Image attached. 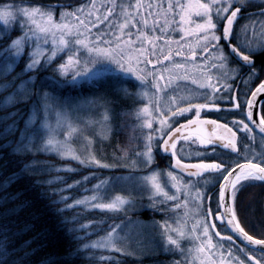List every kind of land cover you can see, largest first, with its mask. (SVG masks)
Instances as JSON below:
<instances>
[{
	"label": "snow or ice",
	"instance_id": "1",
	"mask_svg": "<svg viewBox=\"0 0 264 264\" xmlns=\"http://www.w3.org/2000/svg\"><path fill=\"white\" fill-rule=\"evenodd\" d=\"M257 0H103L99 5L97 0H89L87 4H82L73 11L63 10L59 13V19L56 18L55 9L57 7L64 9V5H15L9 4L0 8V40L11 35L10 25L14 26L17 17H21L20 31L21 35L11 39L8 45L0 51V60L8 61L6 68L0 66V79L11 75L15 68L19 66L24 58L26 47L28 49L27 62L24 69L11 81L0 83V93L13 89L8 96L0 99V111L13 107L17 103L26 102L32 95L36 87V77L31 76L30 72L37 70L43 65H51L57 58L67 59L58 65L55 71L61 79L55 76L46 77L41 82V87H47L51 91H45L41 98L39 109L33 105L28 120L25 121L23 130L18 128L17 123L7 124L6 121L12 120L16 113H9L8 116L0 117V140L6 139L10 135L20 132L18 141H9L7 147H10L11 155L25 156L35 155L36 153L54 154L60 159L76 161L82 166H96L100 168H114L118 165L102 162L91 152L86 155H80L73 147L74 136L82 132V129L74 124L71 118L72 111H78L84 107H96L103 109L99 114V119H89V125L95 124L99 127V134L107 138L111 132V109L107 102L100 103L99 100L83 101L80 104L72 105L66 98L60 97L59 90L71 86L78 87L82 84H89L93 87H99L108 83L112 78L113 83L118 85L124 79L134 77L139 82V90L135 93L137 100L142 102L143 106L135 109L133 118L136 126L141 133L144 141V150L136 152V158L130 163H123L119 166L139 168L142 164L145 168H150L154 163L153 143H157L165 153L171 152L175 160L174 168L186 173L189 178H201L205 173H219L223 183L219 185L218 201L216 213L211 208V197H207L209 206L206 213L203 208L204 194L197 187L198 180L191 179L184 182L182 177L175 175L172 171L167 172V177L171 187L175 189L174 194H169L165 186L161 183L159 171H152L148 175L138 178L142 186L150 190L149 199L153 205L165 204L168 201H180L176 203V208L185 209L184 218L175 222V226L167 221L160 224L163 229L161 233L165 250H175L182 256L181 261L175 264H264V239H256L241 226L236 213V202L239 195L251 185L252 182H264V157L262 162H254L253 159H247L246 162L235 163L227 160L220 162L205 163H182L177 158V139L188 141L195 135L200 145H214L217 141H226L222 143L225 149H231L237 152L236 133L227 124H218L215 120H201L200 112L202 109L214 106V96L208 97L207 103H195V97L179 96L170 97L167 104H161L160 93L166 91L172 80L178 78L177 70L184 69L183 63L173 61V50L170 47L175 43L178 49L175 56L183 55L182 49L189 47L191 57L194 59L196 52L191 45H180L179 41L167 39L164 35H156L167 32L172 26L178 29L183 36H196V45L207 53L206 60H210L211 68L221 71V78L224 80L235 79L240 75L239 68H229L230 58L235 57L241 62L243 67L250 69L248 79L244 80L248 84L252 79L258 78V72L254 65L253 56L264 53V36L259 39L250 40L247 37L248 25L241 28L244 34L243 39L240 34L234 31V24L239 19L242 8L247 3H256ZM264 3V0H259ZM103 10V11H102ZM260 16H264V10L260 11ZM179 18L178 20L176 18ZM161 20L163 24L161 25ZM101 28V25H105ZM93 29L96 31L93 32ZM255 31V29H253ZM149 33H152L151 35ZM219 33V34H217ZM164 40L167 50L160 47L157 41ZM149 57H155V62ZM169 61L171 66H166L163 72L153 71L147 66L152 65L153 69L157 64H163ZM207 68L208 66L205 65ZM163 73H168L167 78ZM207 85L201 83L200 87L207 86L213 92H219L220 89L211 83L212 77L206 72L202 73ZM71 77L68 79V77ZM149 78L151 82L149 83ZM187 78V77H185ZM19 81V83H17ZM160 81H166L164 87ZM193 83H196L193 80ZM226 91L231 90L228 84L223 85ZM154 89L155 91H152ZM125 97L129 95L126 87H119ZM264 93V81L256 87L251 93L252 99L245 101L247 106L246 117L248 121H253V106L258 94ZM103 99V98H100ZM181 103H186L187 107H180ZM240 108V104L235 105ZM195 109L196 119H189L187 124L173 128L172 119L177 116H183L185 113ZM42 112L43 118L39 129L33 126L36 117ZM55 115V125L50 120V115ZM154 123L159 127L154 128ZM242 125L241 131L251 133L253 129L244 121L234 122ZM204 125H211L212 130L206 131ZM195 126V133L184 135L183 130ZM256 127L259 133L264 134V118L259 120ZM147 129V132L144 130ZM64 131V138H59V133ZM179 134V135H178ZM87 139V137H85ZM39 141V143H37ZM15 143V147H12ZM92 141L88 140L91 145ZM215 153L213 148L212 154ZM201 155V153H197ZM116 159L124 161L127 159V152L124 156ZM34 163H24L20 171L9 176L3 183H0V192L5 193L0 196V206L18 200L21 193H8L7 189L28 174L29 169L34 167ZM57 172H71L75 169L70 167L54 168ZM85 180L88 178L85 177ZM118 180L132 179V177H119ZM54 181L48 180L44 183L51 185ZM39 183V182H38ZM80 183L79 181L76 182ZM106 182L95 185L94 190L99 191ZM208 181H205L207 184ZM69 189L73 185L67 186ZM193 189L195 192L193 194ZM65 189H61L62 193ZM162 198L157 200V198ZM70 198L61 195L57 203L66 204L61 208V213L74 208L84 206L86 209H99L119 213L125 210V206L132 203L130 197L116 195L109 202H99L98 196L85 197L75 200L73 203H67ZM191 204V207L189 205ZM24 205H18L22 208ZM220 209L224 212L220 214ZM16 208L10 209L9 214H14ZM203 214V215H202ZM221 222L225 228H230L236 233L243 242H246L245 248H239L246 260L240 256L234 255L231 248L225 250L222 243H214L210 234V228L216 229L215 223L209 224L206 217H213ZM188 218L194 222L188 227ZM91 224L82 225L87 229ZM122 225H112L106 235L91 242L85 243L82 247H77L71 257L75 258L81 252L89 250H105L109 252L123 253L120 247L121 241L126 239L120 231ZM175 234L173 236L172 234ZM91 233H89L90 235ZM215 236L220 241L233 240L231 235H222L220 230L215 231ZM77 240L84 237H76ZM182 241L190 242L191 246L185 249ZM33 241H28L22 247H28ZM255 246V247H249ZM247 249V250H246ZM9 244V236L6 229H0V256H8L14 252ZM25 253L23 259L34 254ZM131 254V253H128ZM91 259V257H85ZM111 261L112 257H102ZM0 264H4L0 259ZM43 264H56V258L49 256ZM118 264V262H117Z\"/></svg>",
	"mask_w": 264,
	"mask_h": 264
},
{
	"label": "rangeland",
	"instance_id": "2",
	"mask_svg": "<svg viewBox=\"0 0 264 264\" xmlns=\"http://www.w3.org/2000/svg\"><path fill=\"white\" fill-rule=\"evenodd\" d=\"M89 0H80L79 4L77 6L70 7L68 9H59V11L56 12V18L59 19V13L63 10L67 11H73L75 8L79 7L82 4H87ZM103 0H97V4L99 5ZM127 2V0H125ZM145 3L148 2V0H144ZM153 3H156V0H152ZM167 0H165V7H166ZM9 4H15V5H24V4H30L35 5L30 2L25 1H17V2H9L5 4H0V8L5 7ZM256 8V10H254ZM259 8V9H258ZM248 9L252 10L248 13ZM243 11L247 10L246 12H243L244 16L242 17L244 20H242L240 23V26H244L247 24L248 32L247 37L250 40L259 39L262 36H264V16H260V11L264 10V3L259 2L257 0L256 3H247L245 7L242 8ZM103 11V10H102ZM253 12V13H252ZM252 13V15H251ZM21 17H17V20L15 22V25H10V28L13 30H17L18 36L21 35L20 31V23H21ZM179 19L178 17L176 18ZM163 24V20H161V25ZM105 25H101V28H105ZM0 28H3V25H0ZM255 29V31H253ZM96 30L93 29V32ZM150 35L152 33H149ZM156 35H166L165 33H160L159 30L155 33ZM242 39L244 34H240ZM16 36L15 38H17ZM14 39V38H13ZM158 46L164 47L166 50V45L164 43V40L157 41ZM8 45V44H7ZM6 47V46H5ZM4 49V48H3ZM3 49L1 51H3ZM27 56H28V49L26 47L25 50V64L27 62ZM153 59L155 62V57H149ZM67 59L66 55L61 59L57 58L51 65L44 66L43 61L41 62V66L39 68H46L49 66H52L55 69L58 67L60 63H63ZM169 61H164L163 64H157L155 68L153 69L152 65H148L147 67L149 69H152L153 71L157 72H163V69L168 65ZM175 62V61H174ZM8 61L6 60H0V66H3L6 68ZM177 63V62H175ZM25 64L22 68V70L25 67ZM184 69L177 70L176 76L178 78H175L172 80L171 84L167 87L166 91L161 92V104L165 105L168 103L170 97H179V96H192L196 99L194 100L195 103H198L197 101L201 102L203 99V94L206 97V101L208 102V97H212L213 94L211 91H208V87H200L201 83H205V81L201 80L202 73L207 74H215L218 78L221 76V71L218 69L209 67H205V64H184ZM21 70V71H22ZM21 71L17 72L13 77H16ZM53 71V72H54ZM56 72V71H55ZM57 73V72H56ZM165 77L167 78L168 73H163ZM34 75V71L30 72L28 76L23 77V79H28L29 77ZM57 79H61L59 74L57 73ZM187 77V78H185ZM201 77V78H200ZM71 77L69 76L68 79ZM252 79L251 81L256 80ZM193 80L196 81V83H193ZM151 82V78H149V83ZM166 81H160V84L162 87H164ZM220 82V81H219ZM19 83V81H17ZM218 83V81H217ZM88 84H82L78 87L85 86ZM139 82L135 81L134 77H130L127 79H124L121 83L118 85H115L113 83L112 78H109L108 83L102 84L99 93L88 95L84 97H78L76 99H69L66 98L67 101L72 104H80L83 101H94L99 100L100 103H111V97L117 98L119 95V100L130 103V101L133 102L134 108H132L131 112L128 114V119H131L132 122H134V125L136 126V121L133 118V112L135 109H138L143 106L142 102L136 99L135 93L139 90ZM71 87V86H67ZM113 87L115 91L114 93H111L112 96H106L108 94V88ZM119 87H126L128 89L129 95L125 97L120 91H118ZM205 89L207 92L199 93V91L196 89ZM152 91H155L154 89H151ZM13 91V89H9L8 93H5V96H8L9 93ZM35 91L33 90V96ZM44 93V92H43ZM43 93H35V99L33 103L30 106V109L27 113L26 118L22 121V127L20 130L24 129L25 121L28 120V117L30 115V111L35 105L37 109L41 106V96ZM117 96V97H116ZM103 98V99H100ZM117 98V99H118ZM64 99V98H62ZM215 102V101H214ZM183 104V105H182ZM131 106V105H130ZM180 107H187L186 103H181L179 105ZM108 107L111 109L109 115L111 117V132L107 134V138H104L102 135L99 134V127L98 125L91 124L89 125L87 121L89 119L96 120L99 119L100 112L103 111L101 108L96 107H84L81 108L78 111H72L71 112V118L74 122V124L78 125L82 132L77 133L72 141L73 147L76 148L77 152L80 155H86L87 152L91 151L97 159H100L102 162L109 163V164H116L117 167L114 168H100L96 166H82L76 161L67 160V159H60L58 156L54 154H43V153H36L39 155L47 156V157H53L58 162H63V164L54 163L45 159H39L35 160V164H40L42 166V171L44 173L50 174V179L54 181L50 186H53V190L55 191L57 195L58 201L61 198V195L68 196L70 199L67 201V203H73L75 200L78 199H84L85 197H92V196H98L100 198L99 202L107 203L109 202L114 196L116 195H122L126 197H130L132 200V203L125 206V210L121 211L119 213H112L109 211H101L99 209H86L84 206H80L77 208H74L72 210H68V212H72L76 214L73 216L74 218H80L83 217V214L87 213H93V214H101V220L98 222H85L83 225L91 224V229L82 228V225L79 227L80 230H83V233L80 234V237L90 236V239L86 241V243H91L103 236L106 235L107 231L109 230L110 226L112 225H122L123 230L120 231V234L122 236H126V239L121 241L120 247L124 250L123 253H116V252H109L105 250H89L88 254L96 253L99 256L102 257H112L111 261L108 259H102V264H123L122 261L126 259L134 260L138 264H175L176 261H181L183 258L179 252H176L175 250H165L164 242L162 240L161 233L163 232V229L160 227V224L167 221L169 224H172L175 226V222L178 220H181L184 218L185 209L183 207L176 208L175 204L182 202L184 197L183 195L180 196V201H168L166 204V209L163 208L161 210H158L160 205L165 204H155L153 205V201L149 199L150 196V190L144 186L141 185L138 178L141 176L148 175L150 172L156 170L160 172V181L165 186V190L169 191V194H174L175 189L171 187V184L169 182V179L167 177V172L172 171L175 175L182 177L184 182H188L189 179H186L185 177L179 175L178 173L174 172L171 168L172 161L170 159H166L165 156L161 155L160 153V146L157 143H153V155H154V163L151 165L150 168H145L142 164L137 169H133L131 167H122L119 166L123 163H130L132 159H135L136 156L128 157L126 160L121 161L116 159L113 155H110L105 149H107V144L111 140L112 136L115 134L114 128H115V122H114V115L113 110L114 106L108 104ZM131 109V108H130ZM127 115V114H126ZM185 115V114H184ZM43 118L42 112H39L36 117L35 125L33 126L35 129L40 128V124ZM127 119V117H126ZM50 120L53 125H55V115L54 113L50 115ZM175 121L172 120V123ZM174 125V124H173ZM159 127L158 123H154V128ZM148 130L145 129L144 132H147ZM20 132L17 137V141L19 139ZM137 135L139 136L137 140H139L140 143L143 142V147L140 149V151L144 150V141L141 137V133L138 130ZM87 137V139H85ZM59 138H64V131H61L59 133ZM135 139V138H133ZM88 140H91V145L88 144ZM39 143V141H37ZM128 144V143H127ZM126 144V145H127ZM262 142L260 140L255 141L256 146H260ZM97 148L103 149V152L100 153V155L103 157L100 158V155H98ZM177 151V158H180L183 161L188 162H205V163H213V162H219L220 160H224L223 157L219 154L217 150H215V153L212 154L213 149L207 148L206 146L200 145L199 141L196 139H190L188 141L182 142L176 149ZM201 153V155H197V153ZM257 153V151H256ZM255 154L254 148H249L245 152V158L250 159ZM68 163V164H67ZM62 167H70L75 169V171L71 172H57L54 171V168H62ZM118 172V173H117ZM76 174L77 177L72 178L70 174ZM87 177L88 179L85 180L84 178ZM119 177H132V179H124V180H118ZM47 180V181H48ZM193 181L198 180L197 187L199 190L204 194L205 199L203 200V208L204 212L206 213L205 204L207 203V195L211 188H214L217 186V184L222 183V177L219 173H205L203 177L192 179ZM79 181L80 183H76ZM101 181L106 182L104 185L101 186L99 191L94 190V186L101 184ZM205 181H208L207 184H205ZM68 185H73L70 189L67 187ZM61 189H65L62 193L60 192ZM195 192V189H193V194ZM162 198H157V200ZM62 208L66 207V204L61 203ZM170 206H169V205ZM191 207V204L189 205ZM157 209L156 214L152 216V212ZM203 215V214H202ZM81 216V217H80ZM156 216V218L154 217ZM165 216V217H163ZM209 224L210 222L209 217H206ZM194 221L191 218H188V227L190 228L192 223ZM97 225L95 227L94 225ZM218 224V225H217ZM217 226L221 225L220 221L217 220L216 223ZM92 228H96L98 232H100L98 235H94L92 232ZM89 233H91L89 235ZM221 233H224L221 229ZM210 234L213 237L214 243H222L224 245V249L227 250L231 248L232 245L226 241H219L217 239H214L215 236L212 234L211 228H210ZM175 236V234H172ZM225 242V243H224ZM182 246L187 249L191 246L190 242L188 241H182ZM233 251V250H232ZM131 253V254H128ZM159 254L161 255H170L168 263L164 261H154V258H156ZM234 255L240 256L241 259L246 260V258H243L238 252H233ZM143 261H145L143 263ZM246 264H249L246 260Z\"/></svg>",
	"mask_w": 264,
	"mask_h": 264
},
{
	"label": "trees",
	"instance_id": "3",
	"mask_svg": "<svg viewBox=\"0 0 264 264\" xmlns=\"http://www.w3.org/2000/svg\"><path fill=\"white\" fill-rule=\"evenodd\" d=\"M22 0H0V4L9 2H17ZM35 5L49 6V5H64V9H68L73 6H77L80 0H23ZM59 7L55 11H59ZM19 34L17 30L11 32L10 38L13 39ZM9 37H5L0 40V51L7 46L10 41ZM264 53H261L259 59L262 60ZM25 64V57L20 61L19 66L15 68V71L8 75L6 78L0 79V83H6L12 80V77L22 70ZM52 66L46 68H38L34 71L36 77L35 93H43L45 91H51L47 87H41V82L46 77L55 76L57 73ZM101 86L93 87L91 85H85L81 87H65L59 90L61 98L76 99L78 97H84L99 93ZM9 91V90H8ZM5 91L0 93V99L5 97ZM108 94L106 96H112L115 89L113 87L108 88ZM32 95L26 102L15 104L13 107H9L0 111V117L8 116L9 113H16L12 120L6 121L7 124L13 123V120L17 123L18 128L21 129L22 121L26 118L31 104L35 99ZM117 97V96H116ZM120 97V95L118 96ZM117 97V98H118ZM111 97V103H108L112 107L114 106L113 115L115 117V134L107 144V151L115 158L124 156L127 152V158L136 156V152L140 151L143 147V142L140 143L137 138L138 129H135L134 122L128 119V114L131 112L133 102L125 103L119 98ZM131 105V106H130ZM131 108V109H130ZM127 114V115H126ZM261 115L264 118V104L261 106ZM127 117V119H126ZM19 131L15 135H10L6 139L0 140V183H3L9 176L20 171L24 163H32L35 160L45 159L58 164L53 157H47L39 154H29L25 156L11 155V148L7 147L9 141H17ZM135 138V139H133ZM128 143V144H127ZM127 144V145H126ZM12 147H15L13 143ZM98 155L103 152V149L97 148ZM100 158L103 157L100 155ZM68 164V163H67ZM118 173V172H117ZM72 178L77 177L76 174H70ZM51 175L42 171V166L38 163H34V167L29 169L28 174L23 175L15 183H13L8 189V193H21L18 200L11 203L0 206V229H6L9 236V244L12 249H15L11 255L0 256L4 264H43L45 259L49 256L56 258V264H102V256L96 253L88 254L89 252H81L75 258L71 257V253L77 248L82 247L83 244L90 239V236H85L84 239L77 240L76 237H80L83 230H80V226L87 222H98L101 220V214L87 213L83 214V217L74 218L76 214L65 211L61 213L59 210L62 208L61 203H57V195L53 190V186L46 183L50 179ZM39 182V183H38ZM216 188H211L207 197H211V202L216 200ZM5 193L0 192V196ZM18 205H24L22 208H18ZM169 205V204H168ZM170 206V205H169ZM209 201L205 204L207 210ZM16 208L14 214H9V210ZM165 208V205H160L158 210ZM212 208V207H211ZM167 210V209H166ZM157 209L152 212L156 214ZM156 218V216H154ZM165 217V216H163ZM94 225V224H93ZM97 227V225H94ZM218 228V227H217ZM216 228V230H217ZM91 229V228H89ZM94 235H98L100 232L96 228H92ZM28 241H33L30 246L22 247ZM241 246V245H240ZM242 247V246H241ZM243 248V247H242ZM26 259H23L25 253H32ZM247 250V249H246ZM85 257H91L87 259ZM170 255L159 254L154 261H169ZM145 261H143L144 263ZM123 264H138L134 260L126 259L122 261Z\"/></svg>",
	"mask_w": 264,
	"mask_h": 264
},
{
	"label": "flooded vegetation",
	"instance_id": "4",
	"mask_svg": "<svg viewBox=\"0 0 264 264\" xmlns=\"http://www.w3.org/2000/svg\"><path fill=\"white\" fill-rule=\"evenodd\" d=\"M259 9V8H258ZM256 10V8L254 9ZM239 14V19L234 24V31L237 34H241V26L240 22L244 20L242 17L244 16L243 12ZM252 11L248 9V13ZM253 13V12H252ZM251 13V15H252ZM175 26H172L167 32L165 37L167 39H171L172 41H179L180 45H191L192 49L195 50L197 53L195 58L193 59L191 57V51L189 47H184L182 49L183 55L181 56H175V51L178 49V45L173 43L170 45V47L173 50V61L177 63H183V64H205L209 67L211 66V63H213L210 60H206L205 57L207 56V53H204L200 47L196 45V36H185L183 40H181V36H183V33H181L178 29L174 30ZM219 34V33H217ZM168 46L166 45V50ZM259 55H255L252 57L254 60L255 68L258 72V78L254 81H249L248 84H245L243 81L248 79V73L250 71L249 68L243 67L241 63H239L235 57L230 58L229 61V68H239L240 69V75L235 79L230 80H224L221 78H218L215 74L211 73L208 74L212 77L211 83L214 84L217 88L220 89L219 92H213L211 88H208V91H211L214 98V106L202 109L200 112V119L201 120H215L218 124H227L228 127L232 128V130L236 133V143H237V152H232L229 149L223 148L220 144L215 143L214 145H208L207 148H215L223 157L224 160H227L229 162L235 163H245V152L249 148L255 149V154L252 158L254 162L260 163L262 162V157H264V138L256 134L254 131L251 133H247L246 131H241L242 125L234 122L238 121H244V123H248L247 117H246V104L245 101L248 100L250 94L252 91L261 83V81H264V57L259 59ZM168 65H171L170 62H168ZM201 80L205 81L207 84L208 82L205 80L204 75L202 74ZM218 81V83H217ZM220 81V82H219ZM224 84H228L231 86L230 91H226L223 87ZM199 93L207 92L205 89H198L196 88ZM203 99L201 102L197 101L198 103H207L206 97L203 94ZM240 104L241 107L237 108L235 105ZM264 104V103H263ZM262 104V105H263ZM183 105V104H182ZM261 105V106H262ZM261 110V107H260ZM262 116V115H261ZM263 118V117H261ZM175 121L172 123L173 128L178 127L182 124H187L189 119H196L195 116V109H192V111L185 113L183 116H177L174 117L172 120ZM212 130V128H211ZM192 139H196V136L193 135ZM197 140V139H196ZM260 140L262 144L260 146L255 145V141ZM198 141V140H197ZM185 142L183 139L177 140V147L182 143ZM226 142V141H221ZM257 151V153H256ZM166 159H170L172 162L174 161L173 157L170 154L165 156ZM183 161V160H182ZM221 161V160H220ZM219 161V162H220ZM186 163H197V162H188L183 161ZM217 162V161H216ZM172 164V163H171ZM180 174V173H178ZM196 179V178H192ZM223 181V179H222ZM219 183L216 188V200L211 202V207L213 210V213H216L217 210V201H218V192H219ZM236 213L237 218L240 221L241 226L245 229L246 232H248L249 235H252L256 239H264V182H252L250 186H248L238 197L236 202ZM210 222L217 223V220L213 217H209ZM211 223V224H212ZM221 223V222H220ZM218 225V224H217ZM217 230L221 229L224 233H221L222 235H229L224 225L217 226ZM216 229H211L212 234L215 236ZM214 239H217L220 241V238L215 236ZM223 242V241H222ZM232 245L233 252H238L243 258H246L243 253L239 252L238 249L242 248L236 241L232 240L231 242L226 241ZM225 243V242H224ZM250 264V262H248Z\"/></svg>",
	"mask_w": 264,
	"mask_h": 264
},
{
	"label": "water",
	"instance_id": "5",
	"mask_svg": "<svg viewBox=\"0 0 264 264\" xmlns=\"http://www.w3.org/2000/svg\"><path fill=\"white\" fill-rule=\"evenodd\" d=\"M235 59L238 61L237 58H235ZM238 62L241 63L240 61H238ZM257 87H258V86H257ZM255 89H256V88H255ZM255 89H254L253 91H255ZM253 91H252V92H253ZM248 99H252L251 94H250V96H249ZM263 103H264V93L258 94V96L256 97V100H255L254 106H253V121H248V120H247V121H248V123H249V126L253 129V131H254L256 134H258L259 136H261V137L264 138V134L259 133V130H258V128L256 127V125H258V123H259V120L261 119V117H260V107H261V105H262ZM247 111H248V109H247V106H246V113H247ZM182 125H184V124H182ZM179 126H180V125H179ZM179 126H178V127H179ZM204 128H205L206 131H211L212 126H211V125H204ZM183 132H184V135H188L189 133H195V126H192V127L188 128V129H184ZM178 135H179V134H178ZM178 139H179V138H178ZM178 139H177V140H178ZM216 143L222 145V143H224V142L217 141ZM160 150H161V153H162L163 155H168V154H170V152L165 153V152L162 150V148H160ZM229 150H231V149H229ZM174 164H175V161L172 163V168H173L174 170L180 172V173H181L182 175H184L185 177H188L186 173H182L179 169L174 168V167H173ZM241 164H243V163H241ZM193 178H195V177H193ZM222 183H223V181H222ZM223 212H224V209H220V214H222ZM226 229L228 230V232L230 233V235L233 237V239H234L236 242H238L239 244H241L242 246L245 247L246 242H243L242 239L239 238V237L237 236L236 233L232 232L230 228H226ZM249 247H255V246H249Z\"/></svg>",
	"mask_w": 264,
	"mask_h": 264
}]
</instances>
